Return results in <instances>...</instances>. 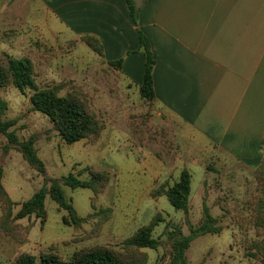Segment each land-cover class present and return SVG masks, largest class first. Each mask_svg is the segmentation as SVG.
I'll return each mask as SVG.
<instances>
[{"label":"rangeland","instance_id":"obj_1","mask_svg":"<svg viewBox=\"0 0 264 264\" xmlns=\"http://www.w3.org/2000/svg\"><path fill=\"white\" fill-rule=\"evenodd\" d=\"M48 1L0 0V59L7 62L9 58L30 57L37 86H59L60 95L78 92L102 122L103 131L96 142L83 139L66 143L47 115L31 109L32 90L22 92L14 85L0 88V98L8 103L3 119L16 120L11 130L21 140L41 134L36 146L48 175L63 177L75 173L87 179L88 167L108 172L110 181L96 195L90 188L63 186L79 216L88 218L80 228L65 222L67 211L47 197L44 220L32 215L14 222L28 228L25 242L0 231V264H12L22 252L37 256L54 252L68 259L83 247H119L123 239L157 214L162 220L155 227L154 236L161 246L142 250L148 254L147 264L168 263V232L176 225L184 234L190 232L184 212L159 194L163 185L171 183L170 178L164 179L170 155L179 151L184 155L187 147H200L204 142L197 137V141H189L185 128L167 117H159L155 105L141 96L139 87L128 85L125 76H120L103 59L99 61L98 55L81 42L83 36L77 38L59 17L53 16ZM6 144L7 137L0 134V163L16 214L21 203L42 186L44 176L30 167L14 146L3 158ZM193 151L211 166L205 173L194 166V187L189 198L191 222L195 226L201 223L206 200L222 230L195 238L186 252L188 264H264L254 247L262 240L256 223L257 207L264 197V180L256 177V171L234 164L230 158L225 159V166L210 157L207 150ZM218 157L224 158L220 153ZM80 170L83 172L79 173ZM156 178L159 180L154 181ZM106 208H111V216L99 225V217L90 215ZM99 227L100 231L96 230Z\"/></svg>","mask_w":264,"mask_h":264},{"label":"crops","instance_id":"obj_2","mask_svg":"<svg viewBox=\"0 0 264 264\" xmlns=\"http://www.w3.org/2000/svg\"><path fill=\"white\" fill-rule=\"evenodd\" d=\"M48 2L53 16L77 38H98L103 46L102 55L94 51L98 60L103 59L139 90L146 68L139 32L146 37L154 59L155 98L149 102L159 117L185 128L189 141L197 137L204 142L187 147L184 155L181 151L170 155L164 178H170L169 185L179 180L184 168L191 175L195 165L204 173L209 171L211 164L193 150H207L225 166L226 158L249 171L261 165L264 0H134L136 21L125 0ZM119 60L117 68L112 62ZM5 175L4 169L2 182L10 196Z\"/></svg>","mask_w":264,"mask_h":264},{"label":"trees","instance_id":"obj_3","mask_svg":"<svg viewBox=\"0 0 264 264\" xmlns=\"http://www.w3.org/2000/svg\"><path fill=\"white\" fill-rule=\"evenodd\" d=\"M130 14L136 21L138 9L134 0H125ZM139 37L146 53V68L142 84L140 85L141 96L147 101L155 98L152 68L154 59L146 37L139 32ZM83 41L96 53L103 54V46L99 39L92 35H84ZM119 68L121 61L112 62ZM14 85L22 92L26 89L32 90L30 96L31 109L40 111L47 115L53 123V128L58 132L63 141L73 144L83 139H90L96 142L103 131V124L97 115L91 110L86 99L78 92H69L60 95L59 86H48L39 88L35 79V65L30 57L9 58L6 62L0 59V88ZM8 108L6 100L0 98V134L8 139V144L3 147V158L8 155L12 146L16 147L22 154L23 159L30 167L44 176V182L33 195L21 203V207L16 214H13L14 204L8 195L2 179L4 175L3 163H0V204L2 214L0 216V231L14 237L20 242L26 241L28 228L21 227L14 222L32 215L44 220L47 212L45 201L47 197L54 200L58 206L68 213L64 221L80 228L88 219L81 217L64 192V185L76 187H86L93 190L94 194L104 191L110 181V175L104 170L90 169V176L87 179L79 178L75 173H70L63 177H53L48 175L47 167L40 157L37 142L41 138L40 133H34L30 137L21 140L11 128L16 124V120H4L3 115ZM84 169V170H85ZM256 177L264 180V161L255 170ZM83 172L80 170L79 173ZM192 175L184 168L181 171L179 180L172 185H163L159 194L165 195L169 202L177 210H182L185 221L189 226V234H184L180 226H173L168 232L170 239V261L165 264H188L187 249L191 242L200 235L206 233H219L222 226L219 225V218L214 216L210 207L203 201L202 220L198 226L192 224L190 219L189 198L192 189ZM258 208V218L256 227L262 240L254 245L256 254L264 259V197ZM111 208L101 209L98 213L91 214L90 217H99V225L104 223L111 216ZM160 214L155 215L151 221L139 227L132 235L123 239L117 246L94 245L75 250L68 259H63L54 252L40 253L38 256L29 252L18 254L12 264H147L148 254L144 248L158 249L161 241L154 236V230L161 222ZM99 227L98 231H100Z\"/></svg>","mask_w":264,"mask_h":264}]
</instances>
